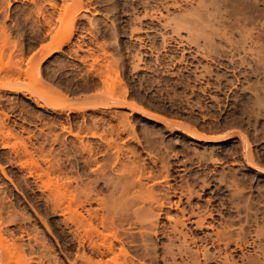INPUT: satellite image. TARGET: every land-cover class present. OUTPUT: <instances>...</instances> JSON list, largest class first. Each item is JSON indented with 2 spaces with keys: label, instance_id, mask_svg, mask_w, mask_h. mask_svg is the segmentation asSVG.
<instances>
[{
  "label": "rangeland",
  "instance_id": "374dc122",
  "mask_svg": "<svg viewBox=\"0 0 264 264\" xmlns=\"http://www.w3.org/2000/svg\"><path fill=\"white\" fill-rule=\"evenodd\" d=\"M7 1L1 5L5 9L0 6V22L6 25L10 43H15L9 61L16 60L15 66L26 73L12 67L17 72L12 78L0 74V113L7 114H0V120L15 133L8 146L0 138V192L9 197L6 208L0 207L5 210L2 236L6 233L29 249L27 258L33 251L29 257L37 261L32 257V264L42 259L44 264H85L82 255L92 256L88 246L79 244L70 213L63 209L62 215L67 204L60 205L61 211L49 204V191L43 189L50 172V183L72 182V190L76 186L81 193L92 192L95 199L87 208L101 211L99 216L116 208L118 201L117 218H123L117 219L119 236L124 234L123 246L136 261L264 264V0H82L85 7L77 14L71 41L46 56L41 49L46 50L59 27L57 10L64 1L54 0L55 8L49 0H38L47 6V15L57 17L55 25L43 22L41 28L33 27L36 16H21L35 10L32 0ZM13 142L31 152H17ZM24 153L33 155H26L29 163L38 157L42 169L29 175L31 165L24 163ZM44 168L48 175L40 176ZM143 187L159 196L162 212L153 203L157 214L152 215L149 200L142 205H148L149 212L141 209L142 201L136 203L134 197ZM123 193L127 196L120 199ZM101 198L113 207L100 203L105 206L101 208ZM135 208L140 216L146 214L141 220ZM191 210L206 214L205 224L211 229L189 221ZM145 219L147 224L156 222L145 226ZM40 240L43 246L37 245ZM122 257L123 262L128 259L125 264L132 263L129 256Z\"/></svg>",
  "mask_w": 264,
  "mask_h": 264
},
{
  "label": "bare ground",
  "instance_id": "6f19581e",
  "mask_svg": "<svg viewBox=\"0 0 264 264\" xmlns=\"http://www.w3.org/2000/svg\"><path fill=\"white\" fill-rule=\"evenodd\" d=\"M2 0H0V6L1 5H3V1L1 2ZM7 1V0H6ZM29 1H31V0H29ZM64 1V2H63ZM62 2H63V4L62 5H64L63 7H61L60 8V11H58L57 10V12H59L58 13V15H57V17H56V15H54V14H50L49 13V11H48V15H47V10H46V7L47 6H43V5H45V3L43 4V5H41V3H40V1H38V0H32V3L34 4V7L33 8H35V10H33V9H31L30 7V9H31V11L27 14V15H29V16H27V17H25V13L23 14V15H21L22 17H24V19H30L31 17H32V15H34V16H36V19H34V17H32V19L33 20H31L32 22H33V27L34 28H36V27H42V24H44L45 25V23L48 25V26H51L52 24H53V21H54V19L55 18H57L56 20H57V22H58V20H59V23H56L55 21V24H53V25H55V26H58L57 24H59V27H56V29L55 28H53V27H51V28H53V29H55V30H53V31H55V33H53V35L51 34V36L52 37H50L51 39L49 40L50 42H49V46H47L46 47V50L44 49V48H42L41 49V51L42 50H44V51H42V52H45L46 51V53H43V54H45V56L47 55V54H51V52H50V50L52 51L53 49H60L61 50V47L65 44V43H68V41L70 40V34H71V32H72V30H74V26H75V24H74V22L76 21V17L78 16L77 14H78V12L80 11V9H82V7H85V4H84V2H82V0H63ZM8 2V1H7ZM10 2V1H9ZM8 2V3H9ZM49 3H50V5L51 6H54L55 8H56V4L57 3H55L54 2V0H49L48 1ZM47 2V3H48ZM31 3V4H32ZM83 3V4H82ZM7 4V3H6ZM8 5V4H7ZM10 5V4H9ZM8 5V6H9ZM58 5V4H57ZM84 5V6H83ZM6 6V5H5ZM1 7H3L4 8V6H1ZM0 7V11H1V8ZM44 7H45V9H44ZM53 7V8H54ZM54 8V9H55ZM5 9V8H4ZM3 9V10H4ZM29 9V10H30ZM48 9V8H47ZM58 9V8H57ZM52 10V9H51ZM26 12H27V9H26ZM53 12V11H52ZM56 12V13H57ZM22 14V13H21ZM2 15H3V13H2ZM53 15V16H52ZM55 16V17H54ZM8 17V16H7ZM20 17V16H19ZM54 17V18H53ZM18 18V17H17ZM42 19L44 20V21H42ZM17 20V19H16ZM20 19L18 18V21H19ZM23 20V19H22ZM21 21V20H20ZM30 20H28V21H26V22H29ZM197 21V20H196ZM21 22H24V20L23 21H21ZM43 22H45V23H43ZM200 22V21H199ZM16 23H17V21H16ZM18 23H20V22H18ZM25 23V22H24ZM27 24V23H26ZM197 24V23H196ZM23 25V24H22ZM21 25V26H22ZM192 25V24H191ZM203 25V24H202ZM201 24H200V27L199 28H201V26H202ZM19 26V25H18ZM20 26V27H21ZM17 27V26H16ZM72 27H74L73 29H72ZM188 27V26H187ZM198 27V26H197ZM196 27V28H197ZM203 27H205L204 25H203ZM202 27V28H203ZM220 27V26H219ZM34 28H33V31H35L34 30ZM50 28V27H49ZM50 28V29H51ZM58 28V29H57ZM191 28V27H190ZM195 28V29H196ZM218 28V27H217ZM216 28V29H217ZM50 29H49V31H50ZM189 29V28H188ZM220 29V28H219ZM192 30H194V28L192 29ZM192 30H190V31H192ZM201 30H203V29H201ZM7 28H6V25L5 24H2L1 22H0V74L1 73H3V74H1V76H3L4 77V75H5V77H7V76H10V75H12V73H13V71L15 72V69L14 68H17L16 66H15V62H16V60H14V62H11L10 63V61H9V59H10V57H12L13 55L12 54H15V53H11V54H8L9 52H10V46L12 47V43L13 42H11L10 43V38H9V36H8V34H7ZM51 31H52V29H51ZM198 31H199V29H198ZM197 31V32H198ZM36 32V31H35ZM34 32V33H35ZM193 32V31H192ZM202 33H201V35H203L204 33L203 32H205L204 30L203 31H201ZM223 32V31H222ZM226 32V31H225ZM246 32V31H245ZM36 33H38L39 34V30H37V32ZM41 33V32H40ZM46 33H48V32H46ZM199 33V32H198ZM227 33V32H226ZM225 33V34H226ZM244 34V33H243ZM247 34V33H246ZM245 34V35H246ZM36 35V34H35ZM34 35V36H35ZM227 35V34H226ZM38 36V35H37ZM45 35H43V37H44ZM205 36H207L206 35V33H205ZM222 36V35H221ZM246 36H248V34L246 35ZM11 37V36H10ZM36 37V36H35ZM40 37V36H39ZM42 37V38H43ZM47 37V36H46ZM38 38V37H37ZM208 38V37H207ZM240 38H242V36L240 37ZM36 39V38H35ZM233 39V38H232ZM243 39H245V38H243ZM250 39H251V37H250ZM42 40V39H41ZM45 40V39H44ZM228 39H226V41H227ZM231 40V39H230ZM247 40V39H246ZM246 40H244V41H246ZM40 41V40H39ZM71 41V40H70ZM251 41V40H250ZM41 42V41H40ZM230 43L232 42V41H229ZM233 43V42H232ZM231 43V44H232ZM234 43H235V41H234ZM244 43V42H243ZM251 43V42H250ZM254 43V42H253ZM13 44H15V43H13ZM36 44V43H35ZM47 44V43H46ZM229 44V43H228ZM235 44H237V43H235ZM38 45V44H37ZM257 45V44H256ZM14 46H16V45H14ZM42 46H45V45H42ZM231 46V45H230ZM233 46V45H232ZM249 46V45H248ZM255 47V46H254ZM50 48V49H49ZM251 48V47H250ZM256 49V48H255ZM259 49V48H258ZM48 50V51H47ZM37 51H39L40 52V49H38ZM54 51V50H53ZM13 52V51H12ZM38 52V53H39ZM41 52V53H42ZM49 52V53H48ZM35 53V52H34ZM261 53V52H260ZM253 55H254V52H253ZM8 56V57H7ZM33 56H34V54H33ZM31 57L32 59L35 57ZM255 56V55H254ZM5 57H7V59H8V61H7V59H5ZM257 57V56H256ZM259 57H261L262 58V56H260L259 55ZM264 57V56H263ZM258 58V57H257ZM5 59V60H4ZM34 59H36V58H34ZM34 59H33V61H34ZM12 60V61H13ZM31 60V59H30ZM261 60V59H260ZM18 61H20V60H17V63H20V62H18ZM263 61V60H262ZM264 62V61H263ZM16 63V64H17ZM30 63H32V62H30ZM35 63V62H34ZM40 63V62H39ZM12 64V65H11ZM13 64H14V66H13ZM19 65V64H18ZM21 65V64H20ZM30 65V64H29ZM34 65V64H33ZM39 65V64H38ZM36 66H37V63H36ZM36 66H34V68L36 67ZM12 67H14V68H12ZM19 67V66H18ZM21 67V66H20ZM19 67V71H21L22 69ZM32 67V66H31ZM30 67V68H31ZM16 69V70H17ZM24 70V69H23ZM23 70L20 72L21 74L22 73H26V72H23ZM31 70V69H30ZM29 70V71H30ZM36 70V69H35ZM28 72V71H27ZM15 73H17V72H15ZM39 73V72H38ZM14 74V73H13ZM21 74L19 75V73L17 74V76L19 75V76H21ZM1 76H0V78H1ZM13 76V75H12ZM15 76H16V74H15ZM3 77H2V79H3ZM11 77V76H10ZM9 77V78H10ZM9 78H7V80H6V78H5V81H6V83H7V85L9 84L8 83V81L10 82L11 80V78L9 79ZM16 78V77H15ZM9 79V80H8ZM19 79V78H18ZM1 80V79H0ZM4 80V79H3ZM2 80V81H3ZM4 82V81H3ZM18 82V81H17ZM11 83V82H10ZM14 83H16V82H14ZM0 84H1V81H0ZM12 84H13V82H12ZM11 84V85H12ZM18 84H20V83H18ZM6 85V84H5ZM6 85V86H7ZM10 84H9V86H11ZM1 86H3V84H1ZM0 86V87H1ZM6 86H5V88H6ZM12 87V86H11ZM2 88V87H1ZM7 88H8V86H7ZM1 90V89H0ZM37 93V92H36ZM48 94H46V96H47ZM45 96V95H44ZM53 96V95H52ZM57 95H55V97H56ZM40 97V96H39ZM45 98H47V97H45ZM58 98V97H57ZM43 100H44V97L42 98ZM47 99H49L48 101H50V100H53V97H52V99L50 98V96H48V98ZM39 100V99H38ZM37 100V101H38ZM55 100H57V99H55ZM261 100V99H260ZM42 101V100H41ZM48 101H46L47 103H48ZM52 102V101H51ZM257 103V102H256ZM42 105L41 104V102H38V105ZM54 104V103H53ZM44 105V104H43ZM51 106H52V104H51ZM4 112V111H3ZM3 112H1L0 114H2ZM4 114V113H3ZM5 115V114H4ZM7 115V114H6ZM5 115V116H6ZM4 117V116H3ZM1 118V117H0ZM5 118V117H4ZM3 119V118H2ZM5 120V119H4ZM4 120H0V138L2 137V139H4V141L5 142H3V143H6V145L7 144H9V142H10V140H11V136L13 135V129H11L12 127L10 126V128L8 127L9 125H7V124H5V123H3V121ZM8 127V130H7V133H6V131H5V129H6V127ZM24 130V129H23ZM30 133V132H29ZM16 135H17V132H16ZM13 136H15V133H14V135ZM20 136V135H19ZM18 136H16V138H17ZM22 137V136H21ZM195 137V136H194ZM12 139H13V137H12ZM25 139V138H24ZM23 139V140H24ZM13 140H15V138L13 139ZM12 140V141H13ZM22 140V139H21ZM26 140V139H25ZM25 140H24V142H23V145H25L26 146V144L25 143H27V146L29 145L28 144V142L26 141L25 142ZM2 141V140H1ZM0 141V142H1ZM16 141V140H15ZM17 141H18V138H17ZM17 141H16V143H17ZM11 143V142H10ZM16 143H12L13 145L12 146H14V144L16 145ZM20 144H22L21 142H20ZM11 145V144H10ZM8 146V145H7ZM17 146V145H16ZM26 146V147H27ZM24 147V146H23ZM25 147V148H26ZM36 147V146H35ZM12 148V147H11ZM14 148H15V146H14ZM13 148V149H14ZM31 148V147H30ZM29 148V149H30ZM38 148V147H37ZM17 152L19 151V147L17 146ZM15 149V150H16ZM24 149V148H23ZM23 149L21 150L22 152H27L26 151V149L23 151ZM36 149V148H35ZM33 150L34 149H32V154H33ZM36 151V150H35ZM38 151H41V150H39L38 149ZM11 152V151H10ZM14 152H16V151H14ZM16 152V153H17ZM28 152H31L30 150L28 151ZM15 153V154H16ZM36 153V152H35ZM25 154V153H24ZM24 154H23V156H24ZM29 154V153H28ZM27 153L25 154V162L24 163H28L27 165L29 166V164L31 165L30 167L31 168H34V170L33 171H31L28 167H27V165H25L26 167H27V169H29V171L30 172H32V173H28L29 175H32L33 174V172L35 171V169L37 170V169H42V168H40V166L38 165V164H40L39 163V159H38V157L36 158V159H34L35 161H33L32 159V161L30 160V163L27 161V159H30V158H27V157H29V156H27L26 157V155H28ZM31 153L29 154L30 156H31V158H33V155H32ZM37 155H38V153H37ZM19 156V155H18ZM21 156V155H20ZM23 156H21V159L18 157V159H20V160H22V158H24ZM36 156L34 155V158H35ZM27 158V159H26ZM42 158V157H41ZM44 158V157H43ZM14 159H16V158H14ZM17 159V160H18ZM37 159H38V161H37ZM19 160V162H21V163H23L22 161H20ZM11 161H12V159H11ZM13 161H16V160H13ZM38 163H37V162ZM43 161V160H42ZM34 162H36V164L34 163ZM44 162H46V160L44 161ZM49 162V161H48ZM17 163H18V161H17ZM51 163V162H50ZM18 164H20V163H18ZM18 164H16V165H18ZM24 165L22 166L23 168H24ZM41 165V164H40ZM43 165V164H42ZM46 165H49V163L48 164H46ZM54 167H56L55 165H54V163L52 164ZM52 165L50 166V168H49V170L51 169V167H52ZM0 167H2L1 165H0ZM41 167H43V166H41ZM48 167V166H47ZM53 167V168H54ZM1 169V168H0ZM5 169V168H4ZM4 169L2 168V172H4L3 174L4 175H6L5 173H7V172H5L4 171ZM45 169V171L44 172H41L42 170H39L42 174L40 175V173L37 175V176H43L44 174L43 173H47V174H45V175H48V168H47V170H46V168H44ZM1 171V170H0ZM39 171H37L36 173H38ZM52 171H54V169L52 170ZM26 172V171H25ZM27 174V173H26ZM28 176V175H27ZM40 176H39V178H40ZM33 177H34V175H33ZM35 177H36V175H35ZM47 177V176H46ZM45 177V178H46ZM48 179L50 180L51 178H50V172H49V175H48ZM52 177V176H51ZM7 178H9L10 179V176H8V173H7ZM12 178V177H11ZM28 178V177H27ZM37 178V177H36ZM45 178H43V180L45 179ZM47 179V178H46ZM44 180V184H42V177H41V181L42 182H40V181H37L38 182V184H42V186L44 187V189L43 190H45V188H47L46 189V191L48 190L49 191V193L48 194H46V195H48V197H49V199H48V197H47V199L50 201V203L49 204H51V203H54V205H52V207H58V209H56V211H58L59 210V208H60V205H62L61 206V208L64 206V205H66V207H64V208H62V211H64L65 209V211H67L68 212V214L69 215H67V216H69V219H72V220H74V223L76 224L75 226H76V228H75V226H74V228L72 229V230H75L76 231V233H77V235H76V237H78V242H79V244L80 245H82V247H87L88 246V249L90 248L91 249V253H92V256L93 255H98L100 258L99 259H97V260H94V259H96V258H94V257H92L91 256V254H90V256L89 255H87V254H83L82 256L84 257V259H85V264H109L110 262H113V264H114V262H115V264L117 263V264H125V262H128L127 260L128 259H126V261L125 262H123V255H125V257L127 256H129L128 258H130V255H128V253H129V251L127 252V248H125V246H123V241L125 242V237H124V234H123V239H125V240H123L122 238H121V236H119V234L121 233H119V231L120 230H118L119 228H117V223L120 221V219H122L123 220V218L121 217H119L120 215L118 214V218H117V212H118V209H120L118 206V201H116V203H117V207L115 208V206L113 207V206H111L112 204H110V206H107L108 204H107V201H105V200H103L102 198V200L101 199H99V201H101V202H98L99 204L100 203H105L104 205L106 206H104L103 204H100L101 205V208H107V207H113L114 209H110V208H107V209H102V210H104V211H102V214L99 216V212H101V211H99V210H93V208H87L88 207V204H90V203H92L93 201L92 200H94L95 198H93L92 197V194L91 193H85V192H83L82 191V193H81V191H78L79 189H78V187H77V189H76V186H72L73 187V190L71 189V187H70V185H73L72 184V182H70L71 184H67L64 180V182L66 183H64L63 182V184H65V185H63V184H61L62 182H60L59 183V180H58V182H57V180H54L53 179V181H56V182H54V183H50L49 182V180H48V182L47 183H45V181H47V180ZM56 179H58V178H56ZM33 180V179H32ZM34 180H35V178H34ZM36 180H38V179H36ZM35 180V181H36ZM10 181H11V179H10ZM12 181H14V180H12ZM25 181V180H24ZM23 181V182H24ZM52 181V180H51ZM60 181H62V180H60ZM26 182V181H25ZM40 182V183H39ZM68 182V181H67ZM1 183V182H0ZM13 183H15V182H13ZM13 183H12V185H13ZM21 183V182H20ZM19 183V184H20ZM132 184V183H131ZM15 185V184H14ZM27 185H28V183H27ZM36 185V184H35ZM66 185H68V186H66ZM17 186H18V184H17ZM38 186V185H37ZM41 186V185H40ZM41 186V187H42ZM131 186V185H130ZM20 187V186H19ZM23 187V186H22ZM21 187V188H22ZM34 187V186H33ZM40 187V188H41ZM74 187H75V189H74ZM126 187H127V185H126ZM132 187V186H131ZM16 188V187H15ZM20 188V189H21ZM39 188V187H38ZM68 188H70V189H68ZM87 187H83V189H85V190H87L88 191V189H86ZM129 188V187H128ZM149 188V187H148ZM148 188L147 189H145L146 191H148L146 194H145V190H144V187H143V193H142V190H141V192H139V190H138V195L137 196H133L134 198H136V200L135 201H137L136 203H138L139 202V200L140 201H142V202H139L138 204H140L141 206L140 207H142V205H144L143 204V201H144V203H145V205H146V202L145 201H147V202H149V204L151 205V204H153V203H156V204H154L153 206H155V207H157V209L159 208V204L161 203L162 205H163V203L160 201V203L159 204H157V198H159V196H155V194L149 189L148 190ZM1 189H3V188H1ZM18 189V188H17ZM33 189V188H32ZM141 189V188H140ZM152 189V188H151ZM22 190V189H21ZM42 190V189H41ZM80 190H82V187H81V189ZM4 190H1V192H0V203L3 205V207L5 206V203L7 204V202H6V200H9V197L6 199V195H3L2 196V194L3 193H5L6 194V191L5 192H3ZM75 191V192H74ZM22 192V191H21ZM90 192V191H89ZM126 193V192H125ZM23 194V193H22ZM44 194V193H43ZM24 195V194H23ZM123 195H124V193H123ZM122 195V196H123ZM125 196H127V194L126 195H124L123 197H119L120 199L121 198H124ZM27 198V197H26ZM118 198V199H119ZM6 199V200H5ZM98 200V199H97ZM96 200V201H97ZM149 200V201H148ZM12 201V200H11ZM10 201V202H11ZM14 201L15 200H13V203H14ZM135 201H134V203H135ZM9 202V201H8ZM46 202V201H45ZM120 202V201H119ZM158 202H159V200H158ZM12 203V202H11ZM64 203H66V204H64ZM72 203H75V205H73ZM109 203V202H108ZM113 203H115V202H113ZM142 203V204H141ZM0 204V205H1ZM16 204V203H15ZM47 204H48V201H47ZM64 204V205H63ZM107 204V205H106ZM148 204V203H147ZM2 205L0 206L2 209H5L6 207H2ZM11 205V204H10ZM87 205V206H86ZM99 205V206H100ZM104 207H103V206ZM144 205V206H145ZM7 206V205H6ZM49 206V205H48ZM72 206H75L74 208L72 207ZM143 206V207H144ZM51 207V206H50ZM143 207L141 208L142 210H143ZM150 208L152 207V205L151 206H149ZM148 205H147V208L146 207H144V211L145 212H149V211H151V209L153 210V214H152V212H150L152 215H156L157 213H155V211H154V208H151V209H149V211H147L148 210ZM162 207V206H161ZM193 207V206H192ZM8 208V207H7ZM12 208H14V207H12ZM55 208H53L52 210H54ZM100 208V207H99ZM100 208V209H101ZM118 208V209H117ZM139 208V207H138ZM8 209H10V207L8 208ZM7 209V210H8ZM64 209V210H63ZM115 209H116V211H115ZM161 209L162 208H160V211H161ZM85 210V214H84V211ZM121 210V209H120ZM3 210H0V212H2ZM59 211H61V210H59ZM65 211H64V213L62 212V215L63 214H65ZM157 211H159V209L157 210ZM159 211V212H160ZM162 211H163V209H162ZM161 211V212H162ZM3 212H5V210L3 211ZM3 212L2 213H0V219L1 218H3L4 216L2 215L3 214ZM120 212V211H119ZM134 211H132V213H133ZM135 212H136V215L138 214V217L139 218H136V219H140V217H144V215H146V214H144V215H142V216H140L141 214L139 213L140 211H138V209H136L135 208ZM134 212V213H135ZM138 212V213H137ZM190 211H188V213H189ZM199 212V211H198ZM197 211H196V213L197 214H199ZM87 213V214H86ZM186 213V212H185ZM185 213H183V216L185 215V217L186 216H188V214L186 215ZM196 213H195V211H193L192 212V210H191V212H190V214H189V216L187 217V218H189L190 220L189 221H191V222H194L197 226H199V227H202V226H204L205 225V227H206V224H205V219H206V217L207 216H205L206 214H203V213H201V214H203L204 216H202L201 214H199L198 216H195L196 215ZM150 214V215H151ZM9 215H11V220H13L14 218H13V216H12V214L10 213ZM37 215V214H36ZM161 215V214H160ZM160 215H158V216H160ZM208 215H211V213L210 214H208ZM147 216H148V214H147ZM7 217V216H6ZM41 217V216H40ZM64 217H65V215H64ZM5 218V217H4ZM145 218H147V217H145ZM186 218V219H187ZM69 219H68V222H72V220H70L69 221ZM117 219H119V221H117ZM135 219V218H134ZM136 219H135V222H136ZM1 220H4V219H1ZM0 220V221H1ZM6 220V219H5ZM10 220V221H11ZM39 220V219H38ZM41 220H43V218H41ZM66 220V219H65ZM96 220H98V222L100 223L99 225H101V228H103V229H101V228H99V226H98V222L97 223H95L94 221H96ZM141 220V219H140ZM140 220H139V224H140ZM143 220V219H142ZM176 220H178V219H175V221ZM180 220V219H179ZM178 220V223L180 222L181 224H183L182 223V220H180L179 221ZM184 220V219H183ZM26 221V220H25ZM44 221V220H43ZM46 221V220H45ZM127 221V220H126ZM145 222H146V219L144 220ZM148 222L150 221V220H147ZM2 222V221H1ZM0 222V223H1ZM6 222H7V220H6ZM68 222H67V225H68ZM121 222V221H120ZM128 222H130V221H128ZM138 222V221H137ZM142 222V221H141ZM153 222H154V220H153ZM156 222V221H155ZM154 222V223H155ZM206 222H208V221H206ZM3 223H5L4 221L2 222V224ZM122 223H124L123 221H122ZM150 223H152L151 221H150ZM154 223L153 224H147V222L146 223H143L142 222V224L143 225H145V226H147V225H151V227H152V225H154ZM174 223H176V222H174ZM193 223V224H194ZM208 223H210V222H208ZM2 224L0 225V227H2ZM70 224V223H69ZM142 224H140V225H142ZM71 225V226H72ZM173 225H175V224H173ZM195 225V226H196ZM212 225V224H211ZM145 226H143V227H145ZM181 226V225H180ZM184 226V224L182 225V227ZM208 226H209V228H210V225L208 224ZM207 226V227H208ZM25 227V226H24ZM122 227V226H121ZM175 227V226H174ZM173 227V229L172 230H175L176 229V227H177V225H176V227L174 228ZM193 227V226H192ZM206 227V228H207ZM46 228H47V226H46ZM147 228V227H146ZM149 228V227H148ZM177 228H179V227H177ZM181 228V227H180ZM179 228V229H180ZM197 228V227H196ZM203 228V227H202ZM212 228H213V225H212ZM104 229H105V231H104ZM106 229H108V231H107V233H106ZM211 229V228H210ZM5 230V229H0V263L1 264H32V261L34 260V261H37V260H35L36 258H34L35 256H32V257H29V255H30V253L31 252H33V251H31V252H29V254H27V256H28V258L26 257V250H27V252L29 251V249H26V250H24V248H22L21 246H19L17 243H15V241L13 242L11 239H12V236H10L11 237V239H10V237L8 238V236L6 235V233H5V235H4V237L2 236V233H3V231ZM24 230V229H23ZM25 231H28V230H26L25 229ZM24 231V232H25ZM177 231L178 230H175L174 232L175 233H177ZM2 232V233H1ZM4 232H6V231H4ZM29 232V231H28ZM74 232V231H73ZM179 232H180V234H184V233H182L181 232V230H179ZM75 233V232H74ZM75 233V234H76ZM33 234V232L31 233V234H28L27 236L30 238V236ZM121 234V235H122ZM179 234V233H178ZM9 235V234H8ZM21 235H23V234H21ZM187 235V234H186ZM217 235H218V233H217ZM33 236V235H32ZM35 236H36V234H35ZM185 236V235H184ZM184 236H182V237H184ZM220 236V235H219ZM219 236H217V237H219ZM5 237L7 238V239H5ZM23 237H24V235H23ZM178 237H181V236H179L178 235ZM187 237V236H186ZM26 238V237H25ZM28 238V239H29ZM33 238V237H32ZM36 238H38V237H36ZM216 238V237H215ZM221 238H223L222 236H221ZM9 239L11 240V241H9ZM35 239V238H34ZM186 239V238H185ZM196 238H191V241H194ZM213 239V238H212ZM217 239V238H216ZM219 239H220V237H219ZM16 240V239H15ZM31 240V239H30ZM37 240V239H36ZM39 240V239H38ZM123 240V241H122ZM210 240V239H209ZM214 240V239H213ZM212 240V241H213ZM220 240H222V239H220ZM220 240H218V243H219V241ZM42 240H40V241H37L38 242V244L37 243H35V244H37V245H39V243L41 242ZM196 241H198L197 239H196ZM196 241H194V243L193 244H195V242ZM16 242H17V240H16ZM32 242V241H31ZM43 242V241H42ZM222 242V241H221ZM220 242V243H221ZM28 243H29V241H28ZM120 243V245H118ZM197 243V242H196ZM43 244V243H42ZM30 245V244H29ZM40 245H41V243H40ZM30 248L29 246H28V244H26L25 245V248ZM31 246V245H30ZM41 246H43V245H41ZM40 246V247H41ZM127 247V246H126ZM35 248V246L33 247L32 246V250ZM36 248L38 249V247L36 246ZM89 249V250H90ZM39 250V249H38ZM85 250V249H84ZM35 251V250H34ZM37 251V250H36ZM36 251H35V253H36ZM83 251V250H82ZM40 252V251H39ZM190 252V251H189ZM33 254V253H32ZM38 254V253H37ZM40 254V253H39ZM82 254V253H81ZM204 254H205V252H204ZM35 255V254H34ZM78 255H79V251H78ZM45 256H46V254H45ZM75 256H77V255H75ZM80 256V255H79ZM79 256H77V258L79 257ZM38 257H40V256H38ZM120 257H122V259L120 258ZM124 257V258H125ZM220 257V256H219ZM30 258V259H29ZM40 258H42V257H40ZM39 258V259H40ZM80 258V257H79ZM94 258V259H93ZM98 258V257H97ZM216 258V257H215ZM227 258V257H226ZM33 259V260H32ZM38 259V258H37ZM83 259V260H84ZM121 259V261L123 262H121V261H119ZM130 259H132V258H130ZM228 259V258H227ZM226 259V260H227ZM32 260V261H31ZM82 260V261H83ZM109 260H111V261H109ZM133 260H135V258L134 259H132V263L131 264H135L134 262L136 261H134L133 262ZM222 260H224V259H222ZM225 260V261H226ZM33 261V262H34ZM38 261H40V260H38ZM73 261H75V260H73ZM137 261H139V260H137ZM136 261V262H137ZM43 262V264H44V261H43V259L41 260V263ZM77 262V261H76ZM84 262V261H83ZM140 262V261H139ZM139 262H137L136 264H138ZM218 262V261H217ZM227 262V261H226ZM40 263V264H41ZM74 264H76L75 262H73ZM77 263H79V262H77ZM141 264H143V262H140ZM139 263V264H140ZM220 263V262H219ZM223 263V262H222ZM228 263V262H227ZM229 263H230V260H229ZM33 264H35V263H33ZM36 264H39V262L38 263H36ZM111 264V263H110ZM145 264V263H144ZM230 264H232V263H230Z\"/></svg>",
  "mask_w": 264,
  "mask_h": 264
}]
</instances>
